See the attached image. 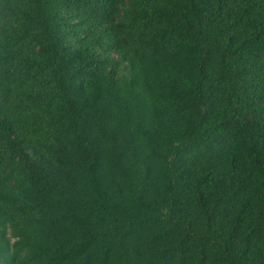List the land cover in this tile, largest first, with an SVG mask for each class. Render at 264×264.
Wrapping results in <instances>:
<instances>
[{
  "label": "trees",
  "instance_id": "16d2710c",
  "mask_svg": "<svg viewBox=\"0 0 264 264\" xmlns=\"http://www.w3.org/2000/svg\"><path fill=\"white\" fill-rule=\"evenodd\" d=\"M0 264H264V0H0Z\"/></svg>",
  "mask_w": 264,
  "mask_h": 264
}]
</instances>
